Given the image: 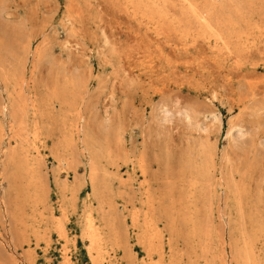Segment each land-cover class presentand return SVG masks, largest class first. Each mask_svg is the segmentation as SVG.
Returning a JSON list of instances; mask_svg holds the SVG:
<instances>
[{
  "label": "rangeland",
  "instance_id": "374dc122",
  "mask_svg": "<svg viewBox=\"0 0 264 264\" xmlns=\"http://www.w3.org/2000/svg\"><path fill=\"white\" fill-rule=\"evenodd\" d=\"M252 260L264 0H0V264Z\"/></svg>",
  "mask_w": 264,
  "mask_h": 264
},
{
  "label": "bare ground",
  "instance_id": "6f19581e",
  "mask_svg": "<svg viewBox=\"0 0 264 264\" xmlns=\"http://www.w3.org/2000/svg\"><path fill=\"white\" fill-rule=\"evenodd\" d=\"M165 114H166V113H165ZM202 158H204V157H202ZM204 159H205V158H204ZM59 226H60V225H59ZM59 228H60V227H59ZM60 229H61V228H60ZM245 242H247V241H245ZM250 244H252V243H250ZM248 245H249V244H248ZM252 245H253V244H252ZM243 247H244V246H243ZM243 247H242V248H243ZM252 247H253V246H252ZM252 247H249V248L251 249ZM242 248H241V249H242ZM244 248H245V247H244ZM249 248H248V249H249ZM245 249H247V248H245ZM251 251H253V250H251ZM252 259H254V257H253ZM249 261H250V260H249ZM252 261H253V260H252ZM248 264H249V263H248ZM253 264H254V261H253Z\"/></svg>",
  "mask_w": 264,
  "mask_h": 264
}]
</instances>
